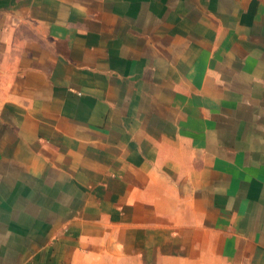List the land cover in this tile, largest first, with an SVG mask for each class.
I'll list each match as a JSON object with an SVG mask.
<instances>
[{
  "label": "crops",
  "instance_id": "0c3cea01",
  "mask_svg": "<svg viewBox=\"0 0 264 264\" xmlns=\"http://www.w3.org/2000/svg\"><path fill=\"white\" fill-rule=\"evenodd\" d=\"M264 264V0H0V264Z\"/></svg>",
  "mask_w": 264,
  "mask_h": 264
},
{
  "label": "rangeland",
  "instance_id": "374dc122",
  "mask_svg": "<svg viewBox=\"0 0 264 264\" xmlns=\"http://www.w3.org/2000/svg\"><path fill=\"white\" fill-rule=\"evenodd\" d=\"M98 264H108V263H102V262H99ZM133 264V263H131ZM159 264H224V263H218V262H186V261H166V262H162V263H159ZM225 264H228V263H225Z\"/></svg>",
  "mask_w": 264,
  "mask_h": 264
}]
</instances>
